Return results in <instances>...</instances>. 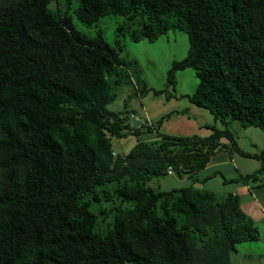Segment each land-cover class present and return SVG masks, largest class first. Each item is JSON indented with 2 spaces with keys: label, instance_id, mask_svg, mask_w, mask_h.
I'll return each instance as SVG.
<instances>
[{
  "label": "trees",
  "instance_id": "1",
  "mask_svg": "<svg viewBox=\"0 0 264 264\" xmlns=\"http://www.w3.org/2000/svg\"><path fill=\"white\" fill-rule=\"evenodd\" d=\"M53 1L0 0V264H237V244L258 240L259 227L238 194L195 187L193 176L227 150L261 166L238 178L219 172L225 183H264V149L243 150L234 126L264 130V0H76L63 14ZM110 16L120 20L114 43L75 22L97 27ZM170 30L190 45L168 83L174 90L177 71L194 70L185 97L213 115L208 136L163 135L165 120L186 110L131 130L108 107L119 97L110 79L125 83L131 70L141 95L177 97L150 88L121 55L126 36L155 41ZM145 132L164 138L114 154L112 136ZM170 168L193 184H148ZM114 197L104 228L94 203Z\"/></svg>",
  "mask_w": 264,
  "mask_h": 264
},
{
  "label": "rangeland",
  "instance_id": "2",
  "mask_svg": "<svg viewBox=\"0 0 264 264\" xmlns=\"http://www.w3.org/2000/svg\"><path fill=\"white\" fill-rule=\"evenodd\" d=\"M76 3V0H71L70 2L68 0H56L51 3L50 7L52 10L63 14L67 10L72 11ZM75 22L79 29L89 34H94L98 29H101L106 39L114 43L115 30L120 20L113 16L104 17L100 20L97 27H88L76 18ZM189 45L188 35L183 30H170L155 41L143 39L139 42H134L128 36L124 38V51L121 55L127 60H136L138 62L142 78L147 82L148 86L156 90H168L169 93H174L177 96L167 99L165 94L156 95L152 91L147 95H141L139 93L140 84L132 70L125 83L115 85L113 80L110 79L119 97L108 107L121 112L124 123H127L131 130L146 126L153 128L156 121L164 114L176 110H186L185 114L174 113L168 120H165L160 129L163 135L189 136L198 134L200 136H208L211 134L212 131L206 125L214 123L213 115L207 109L190 102L188 97H185L194 92L199 81L194 70L187 68L177 71L174 90L167 80L168 70L173 61L184 58L188 52ZM217 125L222 127L219 121ZM234 126L236 131L241 133L242 126L240 122L235 121ZM163 138L164 136L158 135L157 132H145L140 136L132 134L126 137L112 136L113 152L115 155H125L138 139L148 142H161ZM261 141H263V138H261ZM237 156L241 157L238 154ZM221 158L222 155L219 154L215 158V162L219 163ZM252 160L243 157L238 162L246 163L245 165L253 170L255 165ZM220 167L227 173L231 169V165L228 163ZM148 184L155 190H169L190 185L192 181L187 178L182 179L175 172L173 174L168 172L166 176L151 179ZM210 184H213L214 189L219 194H222L221 188H223V185L220 179H214ZM117 202L118 200L114 197L112 200L103 203H94V209L100 214L104 228H106L108 221L113 220L114 216L111 214L106 217L102 210L104 208L106 210L111 209Z\"/></svg>",
  "mask_w": 264,
  "mask_h": 264
},
{
  "label": "crops",
  "instance_id": "3",
  "mask_svg": "<svg viewBox=\"0 0 264 264\" xmlns=\"http://www.w3.org/2000/svg\"><path fill=\"white\" fill-rule=\"evenodd\" d=\"M239 131V130H238ZM237 141L239 146L248 152H259L264 149V131L260 128L250 126L248 128L242 127L241 133L237 132ZM261 138L263 141L260 142ZM222 143L229 144V140L226 138L221 139ZM221 154L222 158L218 162H215V158ZM237 152L230 153L227 150H221L215 153L210 162L204 169L199 171L193 177L197 180L194 183L195 187L214 189L213 184L210 182L214 179H220L223 188H221L222 194L220 196H226L229 193H236L241 198L242 208L248 213L256 222L261 232L258 240L246 241L237 244V249L232 253V260L237 264H264V183H253L249 182H227L223 181L219 172L224 174L227 178H238L245 174L253 173L258 170L261 166V162L255 158L241 157ZM248 158L253 159L254 169H249L242 161L238 162L239 159ZM222 163V164H221ZM230 164L231 169L227 173L220 166L223 164ZM217 174V175H215ZM182 179H188V174H183ZM193 184V181H192Z\"/></svg>",
  "mask_w": 264,
  "mask_h": 264
},
{
  "label": "built area",
  "instance_id": "4",
  "mask_svg": "<svg viewBox=\"0 0 264 264\" xmlns=\"http://www.w3.org/2000/svg\"><path fill=\"white\" fill-rule=\"evenodd\" d=\"M168 172H169V174H173L174 173L171 168L168 170Z\"/></svg>",
  "mask_w": 264,
  "mask_h": 264
}]
</instances>
